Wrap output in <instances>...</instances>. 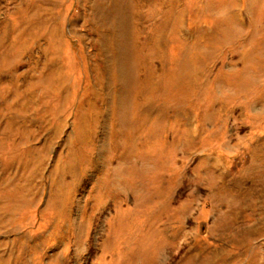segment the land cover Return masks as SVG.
<instances>
[{"label": "rangeland", "instance_id": "obj_1", "mask_svg": "<svg viewBox=\"0 0 264 264\" xmlns=\"http://www.w3.org/2000/svg\"><path fill=\"white\" fill-rule=\"evenodd\" d=\"M0 264H264V0H0Z\"/></svg>", "mask_w": 264, "mask_h": 264}]
</instances>
